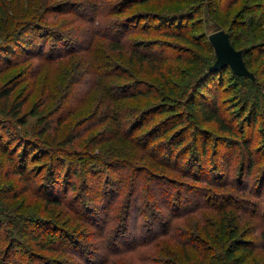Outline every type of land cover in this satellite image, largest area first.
Here are the masks:
<instances>
[{
    "label": "rangeland",
    "instance_id": "obj_1",
    "mask_svg": "<svg viewBox=\"0 0 264 264\" xmlns=\"http://www.w3.org/2000/svg\"><path fill=\"white\" fill-rule=\"evenodd\" d=\"M1 6L42 16L30 35L43 53H7L0 20L4 107L22 102L0 114V264H224L205 232L225 220L247 264H264V0ZM217 31L253 79L210 69ZM200 80L231 132L157 113Z\"/></svg>",
    "mask_w": 264,
    "mask_h": 264
},
{
    "label": "trees",
    "instance_id": "obj_2",
    "mask_svg": "<svg viewBox=\"0 0 264 264\" xmlns=\"http://www.w3.org/2000/svg\"><path fill=\"white\" fill-rule=\"evenodd\" d=\"M15 15L17 16L14 17ZM15 15H8L7 11H5L2 6L0 7V20H2L1 22H4L2 25V29L5 32L3 45L5 47L7 46L4 50L7 51V53L9 52L10 54H17L25 50L29 51L30 49L29 54L34 53L35 50L36 52L34 54H42L43 52L39 47L38 43H35V40H33L34 37L32 36V34L30 35V32L32 31H39L41 24H39L38 22L42 18V16L37 13H32L28 9H25V7L19 9L17 13H15ZM42 28H45V26ZM107 42L111 44L110 46L113 50L119 49V41L108 40ZM243 56L244 52H242V57ZM244 59L245 58L243 57V60ZM244 64L245 67L249 69L250 63L247 60H244ZM229 69L232 71L230 67ZM103 73L109 76L113 75L114 77L116 75V72L114 70L112 72L109 70L104 71ZM238 76L243 77L240 75ZM243 78L246 79V77ZM206 81L207 80H200L196 85H193V89L191 90L189 95H187V97L183 99V101H179L177 105H157V113H169V117H167L166 121L172 120L174 122L172 128L184 126L183 124L185 116L190 115L192 118L196 119V121L216 123L223 131L231 132L229 126L223 122V119L219 115L217 108L214 106V104L213 106L210 105L211 102L215 101V93L211 91ZM10 93L11 90L9 88H0V114H10L11 112L15 111L16 113L14 114V116L16 117L21 110L22 102H16L11 105L10 109H6L4 105L7 104V100L10 96ZM139 94L144 95L141 92L137 93L136 95ZM251 118L253 119V122H255L256 117L252 115ZM20 122L22 123V125L26 124L25 121L22 119L20 120ZM43 128L44 129L41 130V132L39 133V135L41 136L47 132V127L45 125ZM197 130H199L198 127ZM180 145L181 144H179V146ZM77 174L78 170L74 172V175ZM234 225V223H229V221L225 220L217 228V236L212 235L209 231H206L205 239L208 244L212 245L211 248L219 250L218 254L223 255L222 263L247 264V258L251 255V250L249 248H246L245 246H239V243L237 242L240 241V239H238V230L234 227ZM238 250L241 251L240 255H237ZM199 264L219 263L215 262V257H212L210 255V257H203V259H200Z\"/></svg>",
    "mask_w": 264,
    "mask_h": 264
},
{
    "label": "water",
    "instance_id": "obj_3",
    "mask_svg": "<svg viewBox=\"0 0 264 264\" xmlns=\"http://www.w3.org/2000/svg\"><path fill=\"white\" fill-rule=\"evenodd\" d=\"M208 39L216 55V61L211 70L229 66L234 73L253 79L252 74L245 67L242 52L232 47L227 33L217 31L210 34Z\"/></svg>",
    "mask_w": 264,
    "mask_h": 264
}]
</instances>
